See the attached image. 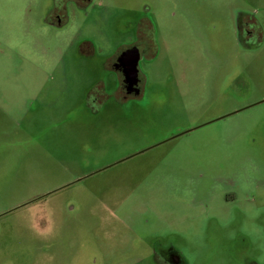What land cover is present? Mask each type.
Returning a JSON list of instances; mask_svg holds the SVG:
<instances>
[{
  "label": "rangeland",
  "instance_id": "1",
  "mask_svg": "<svg viewBox=\"0 0 264 264\" xmlns=\"http://www.w3.org/2000/svg\"><path fill=\"white\" fill-rule=\"evenodd\" d=\"M141 33L133 97L105 64ZM164 249L264 264V0H0V264Z\"/></svg>",
  "mask_w": 264,
  "mask_h": 264
},
{
  "label": "flooded vegetation",
  "instance_id": "2",
  "mask_svg": "<svg viewBox=\"0 0 264 264\" xmlns=\"http://www.w3.org/2000/svg\"><path fill=\"white\" fill-rule=\"evenodd\" d=\"M62 15V7H58L52 14L51 19L55 17H60ZM255 24H250L247 29L252 32H256L258 27ZM259 30V29H258ZM260 31V30H259ZM154 34H147L146 36L142 33L138 35L139 40L134 42L129 46L120 48L113 57H111L105 64V68L112 70L118 75V78L121 82L120 84V93H129V96L137 97L136 95H141L144 89V77L142 75V61L146 59L153 58L155 56V38ZM133 49H139L136 54H126ZM166 249H171L170 246H166ZM164 249L166 253L165 256L158 252L154 254L152 261L155 264H185V261L182 259L181 255L175 251L169 252Z\"/></svg>",
  "mask_w": 264,
  "mask_h": 264
},
{
  "label": "water",
  "instance_id": "3",
  "mask_svg": "<svg viewBox=\"0 0 264 264\" xmlns=\"http://www.w3.org/2000/svg\"><path fill=\"white\" fill-rule=\"evenodd\" d=\"M138 51H139V49H133V50H131L129 53L127 52L126 54H136V53H138Z\"/></svg>",
  "mask_w": 264,
  "mask_h": 264
}]
</instances>
